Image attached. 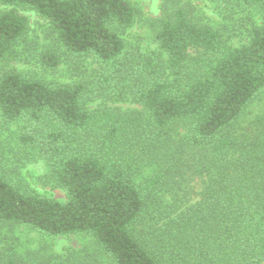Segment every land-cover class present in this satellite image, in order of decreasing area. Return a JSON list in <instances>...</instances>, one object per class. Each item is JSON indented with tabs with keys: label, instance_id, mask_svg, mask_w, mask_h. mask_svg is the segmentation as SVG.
<instances>
[{
	"label": "trees",
	"instance_id": "16d2710c",
	"mask_svg": "<svg viewBox=\"0 0 264 264\" xmlns=\"http://www.w3.org/2000/svg\"><path fill=\"white\" fill-rule=\"evenodd\" d=\"M219 1L264 11V0ZM0 6L8 8L0 12V66L19 58L28 23L18 10L33 12L53 37L42 65L91 60L99 70L95 98L141 106L90 110L83 82L0 70V117L19 124L18 143L36 150L65 194L57 201L21 191L0 173V224L48 238L88 237L110 264H260L264 159L233 160L240 142L231 129L264 94V17L233 48L191 4L161 0L150 26L159 53L148 56L118 34L136 18L128 0ZM176 128L185 132L172 141ZM143 164L157 168L138 182Z\"/></svg>",
	"mask_w": 264,
	"mask_h": 264
},
{
	"label": "rangeland",
	"instance_id": "374dc122",
	"mask_svg": "<svg viewBox=\"0 0 264 264\" xmlns=\"http://www.w3.org/2000/svg\"><path fill=\"white\" fill-rule=\"evenodd\" d=\"M184 1L191 4L202 24L217 30L222 40L233 48L244 44L247 30L252 26H259L264 17V11L255 7L225 6L219 0ZM128 2L137 11L136 18L132 27L118 31V34L126 42L138 46L145 55L159 53L150 26L160 17L161 0ZM5 9L8 8L0 6V12ZM18 13L27 19L28 30L18 47V60L1 65L0 70L15 71L61 85L83 82L93 97L92 101L86 102V107L90 110L102 106L121 112L141 111V106L130 101L115 103L94 97L99 70L91 60L73 64L61 58L54 69L42 65L41 55L53 47V37L48 25L33 12L18 10ZM231 130L240 142V150L233 156V160L240 159L243 155L255 159L263 156L264 159V94L242 112ZM19 132V124L0 117V173L21 191L65 201L64 192L53 184L48 167L36 150L25 149L18 143ZM184 132L181 128H176L169 136L174 141ZM156 168V164H143L138 170L136 181L147 179ZM149 221L150 213L146 214L144 222ZM0 264H110V262L97 252L88 237L72 235L48 238L25 226L0 224ZM260 264H264V258Z\"/></svg>",
	"mask_w": 264,
	"mask_h": 264
}]
</instances>
